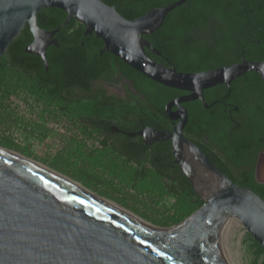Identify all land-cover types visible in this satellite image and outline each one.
<instances>
[{
    "label": "water",
    "instance_id": "95a60500",
    "mask_svg": "<svg viewBox=\"0 0 264 264\" xmlns=\"http://www.w3.org/2000/svg\"><path fill=\"white\" fill-rule=\"evenodd\" d=\"M187 1L128 20L102 0H0V58L27 25L33 41L25 52L40 57L47 70L48 46H57L55 35L74 19L84 26L85 35L94 33L102 40L101 53H111L162 86L187 92L165 106L168 118L176 123L172 132L147 128L138 135L148 144L171 140L175 163L207 203L175 227L147 229L73 186L65 176L0 148V264H229L231 251L247 235L264 250V200L234 183L184 138L187 112L182 107L203 101V90L229 85L249 70L257 71L264 85V63L242 61L183 73L149 58L145 48L157 56L161 53L144 36ZM48 8L66 13L65 22L49 32L37 24V14ZM225 216L233 219L222 221Z\"/></svg>",
    "mask_w": 264,
    "mask_h": 264
},
{
    "label": "flooded vegetation",
    "instance_id": "af4514ba",
    "mask_svg": "<svg viewBox=\"0 0 264 264\" xmlns=\"http://www.w3.org/2000/svg\"><path fill=\"white\" fill-rule=\"evenodd\" d=\"M119 1L120 3L123 2L122 0ZM214 1L198 0L199 4L187 5L184 10H196L207 13H215L222 10L226 14L228 12L233 13L234 20H215L214 16L216 15L214 14L210 20L194 26L191 31L192 35L184 37V40L193 43L199 63L203 59L211 58L212 56L227 61L234 60L235 62L217 68L200 70L199 72L234 65L242 61L264 63V0H222L221 5H216ZM32 41L33 37L27 45L31 44ZM26 61L27 59L24 62ZM256 72L255 70H249L247 73L232 80L229 85L222 83L203 90V101L196 100L183 103L182 107L185 110L184 104L189 107L193 106L194 111L199 114V120L202 122L199 131H207L202 133V139H195L189 133L190 127L187 125L189 115L186 110L187 121L183 129V136L195 144L199 143L201 146L196 145L206 155V151L216 154L231 169L233 167L231 162H234L241 166L240 169L244 168V172L253 171L254 181L258 185L264 186V176H262L264 170L262 172L259 171L261 167L264 168V85L261 77ZM108 73L105 78L89 81V90L87 91L80 87L70 86L58 89V92H55L58 94L57 96L48 97L44 95V98L40 96L41 79L38 77L37 72H17V81L15 82H10L7 75L2 74L0 75V104L8 97L11 91L15 97L17 96L22 101V107L25 103L26 94L31 96L34 102L43 101L48 103L53 114L61 116L68 122V127L71 130L70 144L73 146L71 153L84 154L85 158H89L91 154L95 156L94 159H104L106 156L108 159L111 158L113 163H118L117 165L120 169H129L142 181L146 179L145 181L151 182L153 173L168 179L167 173H160L154 168L153 157L163 142L170 141L172 150L171 140L159 139L148 144L138 133L147 128L172 132L176 123L168 118L165 106L171 100L188 93L184 92L167 101L163 107V114L154 109L144 97L138 95L134 88V83L122 77L121 72L116 67L112 68ZM84 76L87 77V75ZM84 78L83 81H85ZM48 84H45L43 90L55 94L51 92L54 90V85ZM123 84L126 85L130 93L139 96L148 112L147 114L143 115L133 112L123 119L121 117L124 115L121 116L119 112L82 113L81 110L87 108V102L92 97L62 96L66 92L90 95L94 93L98 86L120 95L121 92H125ZM76 100H80L83 103L78 105L75 102ZM201 109L207 110L209 114H203ZM172 110L174 111L175 108H172ZM139 117H144L148 121L153 122L154 126L145 125L144 121H141ZM120 120H123V122ZM217 120H225L230 124L226 131L228 145L225 146V150L233 158L232 161H228L223 152L209 138V135L216 137L217 131L213 128H215ZM242 135H244V139L241 137ZM238 139L244 140L242 141L244 144L240 151H232L231 145L236 143ZM144 148L145 151L143 153ZM161 155V164L167 165V152L163 151ZM172 156L175 162L173 152ZM234 173L235 175L238 174L237 171Z\"/></svg>",
    "mask_w": 264,
    "mask_h": 264
},
{
    "label": "trees",
    "instance_id": "16d2710c",
    "mask_svg": "<svg viewBox=\"0 0 264 264\" xmlns=\"http://www.w3.org/2000/svg\"><path fill=\"white\" fill-rule=\"evenodd\" d=\"M108 6H114L117 12L128 20L136 19L148 11L163 7L171 2L178 0H122L120 3L118 0H102ZM216 5H221L222 0H215ZM199 4L198 0H188L180 7L171 11L165 18L163 24L155 32L150 35H145L144 39L147 40L150 45L161 53V56H157L150 49L145 48V52L149 58L164 66H172L176 71L183 73H197L200 70L217 68L226 64L235 62L234 60H222L221 58H207L203 59L201 63L198 62L196 57V51L193 43L184 40V37H190L192 35V29L196 25L203 24L207 20L211 19L214 14L216 20L233 21V13H224L222 10L211 12H199L196 10H184L187 5ZM66 20V13L57 8H48L40 11L37 14L38 27L47 32L56 29L61 26ZM85 28L77 21L72 19L66 26L60 28L55 35L57 39V46H50L46 50V60L48 69L44 67V62L38 56L27 54L25 48L31 41L32 35L27 26L21 31L18 37L9 45L5 55L8 57L10 65L13 69L21 72H37L38 77L41 79L40 96H57L58 89L65 87H80L83 90H89V81L97 78H105L108 72L112 68H117L122 77L131 80L134 83L138 95L144 97L157 111L163 112L164 104L170 99L177 97L184 93V91L168 88L162 86L139 72L135 71L120 59L116 58L109 52L101 53L104 44L100 38H97L94 33L91 35L84 34ZM25 59H27L26 62ZM167 59V61L165 60ZM28 62V64H27ZM6 74L10 82L17 81V75L15 72H2L0 69V75ZM84 75H87L85 77ZM85 77V78H84ZM83 78L85 81H83ZM49 83L54 85L55 94L45 92V84ZM48 84V85H49ZM192 102V101H190ZM195 104V102H193ZM188 112V127L189 133L193 135L195 139H202V133L207 131H199L202 122L199 120V114L194 111L193 106L184 104ZM193 107V108H191ZM203 114H209L208 111L201 109ZM201 116H203L201 114ZM141 121H144L145 125H153V122L148 121L144 117H139ZM225 123H224V122ZM215 129L217 131L216 137L209 138L218 149L223 152L228 161H232V157L225 150L227 143V129L230 127L228 121L217 120ZM202 129V128H201ZM210 133V131H208ZM244 139V135L241 136ZM244 141V140H242ZM240 139L236 143L231 145L232 151H240L244 142ZM216 142V143H215ZM223 143V144H222ZM201 146L199 143H196ZM224 147V148H222ZM145 148L143 150V153ZM163 151L167 152V165L161 164V157ZM206 151V149H205ZM207 155L209 160L216 165L221 172L229 177L234 183L240 187L247 188L257 194L264 200V186L258 185L253 178V171L247 173L244 172V168L240 169V165L231 162L232 169L216 154L209 153ZM97 159L92 162L93 165L104 163L103 169L106 170L107 175L111 179H118L120 184H125V187H132L141 190V192L159 193L165 196H173L175 202L173 207V224H180L186 218L192 215V213L198 211L203 200L193 190L191 184L180 171L178 166L173 161L171 143L163 142L160 144L159 149L155 152L153 157V166L160 173H167L168 181L166 183L156 184L153 180L151 182L143 181L135 176L129 169H120L118 163L105 156L103 159ZM100 164V166H101ZM235 171L238 174L235 175ZM251 253L253 255V263L258 264L257 260L261 258V263L264 264V250L257 243L253 242L251 245Z\"/></svg>",
    "mask_w": 264,
    "mask_h": 264
},
{
    "label": "rangeland",
    "instance_id": "374dc122",
    "mask_svg": "<svg viewBox=\"0 0 264 264\" xmlns=\"http://www.w3.org/2000/svg\"><path fill=\"white\" fill-rule=\"evenodd\" d=\"M0 69L2 72H15L16 75L17 72H21L13 69L5 54L0 58ZM123 85L125 92H121L120 95L98 86L90 95L66 92L62 96L92 97L87 102V108L81 110L82 113L119 112L121 116L124 115L121 117L123 119L133 112L147 114L139 96L130 93L126 85ZM98 99L100 100L98 101ZM75 102L78 105L83 103L80 100ZM120 121L123 122V120ZM70 133L71 130L66 119L53 114L48 103L34 102L32 97L27 94L23 107L22 101L17 96L15 97L12 91L0 104V148L24 156L77 182L85 189L131 212L153 227L168 229L177 226L172 223L174 217H171L173 216L172 204L175 202L173 196L144 193L137 188L125 187V184H120L118 179H111L103 169L104 163L92 164L95 161V156L90 154L89 158H85L84 154L71 153L73 146L70 144ZM72 134L74 133L72 132ZM98 161L100 160L97 159V163ZM263 170L262 167L259 169L260 172ZM153 181L156 184H161L162 182L166 183L168 179L153 173ZM199 197L201 198L200 195ZM201 199L204 203L200 208L207 204L203 198ZM253 242L255 241L250 235L243 236L233 249L238 262H235L230 256L229 260L235 262L230 261V263L252 264L254 258L251 253V245ZM261 261L259 258L257 263L260 264Z\"/></svg>",
    "mask_w": 264,
    "mask_h": 264
},
{
    "label": "bare ground",
    "instance_id": "6f19581e",
    "mask_svg": "<svg viewBox=\"0 0 264 264\" xmlns=\"http://www.w3.org/2000/svg\"><path fill=\"white\" fill-rule=\"evenodd\" d=\"M8 153H10V154H12V155H14V156L20 157L19 155H16V154H14V153H12V152H8ZM34 164H35L36 166L40 167V168L43 169V170H48L46 167H44V166L41 165V164H38V163H36V162H34ZM58 176H59V175H58ZM59 177H60V176H59ZM60 178L63 179V177H60ZM64 180L68 181L69 183H71L73 186L79 188L80 190H83V191L89 193V194L92 195L95 199H97V200H99L100 202H102L103 204H105L109 209H111L112 211L118 213V214L121 215L122 217L127 218L128 220H130V221L133 222L134 224H136V225H138V226H141V227H144V228H147V229H153V228H154V227H152L150 224H148L147 222H145L144 220H142V219H140L139 217H137L136 215L132 214L131 212H129V211H127V210L121 208L120 206H117V205H115V204H113V203H111V202H109V201H107V200H105V199L99 197L98 195H96V194H94V193L89 192L88 190L84 189L80 184L75 183V182H72V181H70L68 178H64ZM227 219H233V218H231V217H229V216H225L224 218H222V221L227 220ZM238 254H239V253H238ZM230 256H231L232 259L235 260V262H238L237 259H236V253H235L233 250L231 251ZM230 261H232V260H229V264H231ZM232 262H234V261H232ZM235 262H234V263H235ZM234 263H233V264H234Z\"/></svg>",
    "mask_w": 264,
    "mask_h": 264
}]
</instances>
